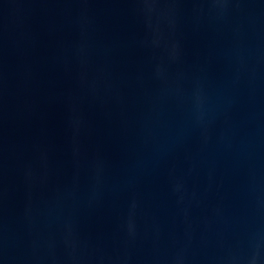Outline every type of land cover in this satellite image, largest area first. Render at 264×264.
Instances as JSON below:
<instances>
[{
	"label": "water",
	"instance_id": "water-1",
	"mask_svg": "<svg viewBox=\"0 0 264 264\" xmlns=\"http://www.w3.org/2000/svg\"><path fill=\"white\" fill-rule=\"evenodd\" d=\"M0 264H264V0H0Z\"/></svg>",
	"mask_w": 264,
	"mask_h": 264
}]
</instances>
